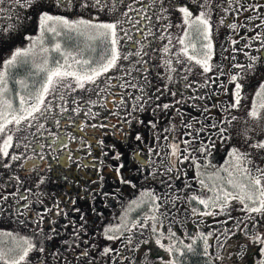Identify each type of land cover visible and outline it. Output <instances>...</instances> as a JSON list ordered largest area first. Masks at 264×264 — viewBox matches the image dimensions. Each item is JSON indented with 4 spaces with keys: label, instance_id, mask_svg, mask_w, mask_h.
<instances>
[{
    "label": "snow or ice",
    "instance_id": "snow-or-ice-1",
    "mask_svg": "<svg viewBox=\"0 0 264 264\" xmlns=\"http://www.w3.org/2000/svg\"><path fill=\"white\" fill-rule=\"evenodd\" d=\"M10 3L12 9H26L31 12L29 19L34 25V34L27 28H23V25H13L9 16V24L3 29L4 35L0 36V166L4 168H8L21 156L29 162L31 167H35V160L31 156H24L22 152L13 150L14 147L15 149L31 147V144L27 142L30 137L26 133L38 132L41 136L47 135L51 137V143H48L47 147L52 148L53 145H57L59 148L67 149L66 139L56 133L46 132L45 124L54 121L56 127L60 126L57 117L60 113L67 114L69 100L76 105L78 99H83L82 95L76 94L77 90L90 93L94 85H99L101 77L104 78L106 86H111L110 70L115 71L122 67L119 61L128 60L131 54L122 52L123 37L134 39L132 46L136 48L135 55L141 63L143 60L140 58L150 45L148 37L161 41L167 38V42L159 47V52L161 53V64L169 80L172 79L173 73L177 75L190 73L191 68L188 67V62L199 65L204 72L210 69L209 61L213 56L210 21L213 8L219 6L215 5L213 0H148L147 4L139 5L138 0H10ZM230 6L231 4L229 8L224 9L225 13L230 10ZM237 6H240L238 2ZM261 7L264 5H248V9L253 12ZM0 11L8 12L10 9H0ZM81 12L90 14L85 16L81 15ZM133 12L138 17L135 22H132L130 15ZM102 13H107L108 18L100 19ZM170 16L177 18L175 27L178 30L182 28L181 34L176 38L178 45L176 48H173L171 43L172 34L169 29L172 27V21ZM252 19V16L248 17V20ZM224 23L223 19L219 20V24ZM125 24L128 25L127 28L124 27ZM157 25L158 28L154 33L153 29ZM260 25L264 26V19H260ZM227 27L236 29L238 26L233 22ZM131 31L136 33L135 38L131 35ZM17 36L22 39L17 41ZM248 39L250 42L252 40L264 41V34L257 32ZM231 43L234 44L235 41ZM248 46L245 45V47ZM259 47L264 49V43H261ZM232 51L235 52L236 49L233 48ZM249 59L252 63L247 65V69L250 75H254L255 66L260 61H264V56H251ZM180 65L183 66L177 67ZM234 67L243 68L244 66L237 64ZM184 78L187 79V76L185 75ZM229 81L234 84L231 90V100L222 110L221 118L211 125L216 139L222 145L229 143L231 139L230 135H225L228 132V127L225 125L230 126L232 121L236 120L235 116L229 115L228 109L239 108L241 101L246 99L244 88L251 87L253 83L255 91L251 95L245 119L258 122L264 118V77L259 78L258 81L244 83L241 73L236 72L229 77ZM184 87H188V84L185 83ZM106 90L107 87L100 86V91ZM100 91L96 92L99 100L88 99L85 103L91 106L102 101L104 97L100 95ZM225 91H227L226 88ZM70 92L76 95L69 97ZM163 107L167 108L168 105L165 104ZM70 111L80 112L79 105L71 108ZM88 112L93 116L96 115L91 107L88 108ZM68 122H72L71 117L68 118ZM80 127H84L83 123ZM185 127L190 128L192 125L189 123ZM201 130L204 129H197V133ZM186 135L192 136L191 133H186ZM69 137L75 139L71 133ZM136 139H140L139 133H136ZM245 139L247 141L249 137L246 135ZM100 143L103 142L100 141ZM183 144L185 153L183 156L180 155L175 142L169 145L168 171L171 172L175 168L177 159L181 163L191 159V166L195 169L193 179L199 185V190L207 193V195L197 193L188 195L186 199L190 206L192 201L203 206V211L197 207H190L191 214L200 217L224 215V220L215 222L226 225L228 220L233 219L229 214L230 203H238L239 211L243 215L235 219L234 230L225 227L221 235L214 229L205 233L197 226L193 234L182 224L184 232L182 237L170 224L165 232L161 229L164 214L159 212L162 206L159 202L160 195L152 189L145 188L141 190L139 196L129 201V207L121 213L120 223L105 227L106 238L117 239L115 234L107 236L110 230L120 235L127 232L129 239L126 243L130 245L136 229L150 228L151 237L137 243L133 251L139 249L141 244L147 245L154 241V244L163 249L168 257L164 259L163 256L157 255L156 260L159 264H192L193 256L201 257L202 264H217L222 260V254L220 252L213 254L210 251L209 238L215 233L217 241H224L219 244V247L223 249L228 238L233 237L238 231L244 235L249 244L258 246L254 248V253L258 258L252 260L251 264H264V164H260L251 151L253 148L264 150V139L253 141L248 151H243L235 145L227 147L223 163L219 164L213 163L212 160L215 142L211 137L201 140L198 149L203 156V163H200L188 147V140H184ZM44 146L42 143L37 144V147L41 149ZM148 151L151 153L152 149L149 148ZM38 159L43 160L44 157L40 156ZM54 159L58 158L54 157ZM182 171L183 169H177L178 173ZM17 181L19 182L18 177ZM43 181L44 177L41 176L37 184ZM188 186L186 183L185 187ZM178 191L183 190L178 189ZM163 195L167 196V193ZM21 199L25 197L22 196ZM172 199L174 201L177 197L173 195ZM132 205L146 206L147 212L132 219L128 216ZM22 207L27 209L28 204L25 203ZM42 211L48 213L49 209L45 207ZM43 220V215L36 213L32 224L43 223ZM241 223L244 224L243 228L240 227ZM36 232L42 234L43 230L37 227ZM0 237H3L0 239V264H29L31 252L39 251L41 254L44 252L43 240L37 248L32 237L11 231L0 232ZM47 239H51V234ZM165 239L167 242H163ZM110 251L112 249L105 246L102 254ZM232 256L233 253H229V257ZM236 256L240 257L241 253H236ZM120 258L124 259L123 256ZM129 264H134V262L130 261Z\"/></svg>",
    "mask_w": 264,
    "mask_h": 264
},
{
    "label": "flooded vegetation",
    "instance_id": "flooded-vegetation-1",
    "mask_svg": "<svg viewBox=\"0 0 264 264\" xmlns=\"http://www.w3.org/2000/svg\"><path fill=\"white\" fill-rule=\"evenodd\" d=\"M147 3L148 0H138V5ZM213 3L219 6L214 7L212 11L211 34L219 29L225 35L231 31L227 25L232 23L234 16L233 0H213ZM230 4V10L225 13L224 9L229 8ZM80 14L88 16L90 13ZM130 15L132 22H135L138 18L136 13L133 12ZM30 17L23 16V22L19 25L28 28L32 24L27 22ZM99 18L107 19V13H103V16ZM170 19L172 21V27L169 29L172 34L171 43L172 47L176 48L178 47L176 38L181 34L182 28L178 30L175 27L177 23L175 16H170ZM220 19L225 21L223 25L219 24ZM124 27L127 28L128 25L125 24ZM30 28L33 29L34 25L32 24ZM157 28L158 25L154 27V33ZM131 35L136 37L134 31H131ZM148 40L150 45L140 58L143 60L141 63L138 62L135 55L136 48L132 46L134 39L123 37L122 52L131 54L128 60L119 62L122 67L115 71L110 70L111 86H106L104 78L101 77L99 85H94L93 91L90 93L77 90L76 94L82 95L83 99H78L76 105L69 100L67 114L60 113L57 117L60 126L56 127L54 121L45 124L46 132L56 133L66 139V150L57 145H53L52 148L47 147V144L51 143V137L47 135L41 136L38 132L26 133L30 137L27 142L31 144V147L29 149H15L14 147L13 150L22 152L24 156H31L35 160V167H31L29 162L23 159V156L19 160L13 161L8 168L0 166V197H3L0 199V232L11 231L22 236L32 237L37 247L43 240V254L39 251L31 252L29 264H82V257L87 252L78 247L83 243L80 240L87 241L88 233L93 240L97 239L99 235L106 234L99 233L97 236L96 232H103L106 226L120 223L121 213L129 207V201L139 196V191L144 188V185H137V180H141L142 183L156 180L160 184H164L166 180H171L177 184H196L193 179L195 169L191 166V159L183 163L177 159L175 168L169 172V175L153 174L151 176L148 174L149 172L153 173V165L169 167V145L171 143L175 142L180 155H185L183 141L189 135H186L188 132L184 127L180 126L176 129L178 134L169 132L166 125L160 127L159 133L154 134L156 137L150 136V133L158 129L152 128V125L158 122L154 117L158 110H166L163 106L174 101L173 98L176 95L173 92L184 91L189 97H192L197 90L196 86L199 80V65L194 62H188V67L191 68L190 73L179 75L173 73L172 79L169 80L165 68L161 64V53L159 52V47L167 42V38L161 41L148 37ZM260 50L262 49H259V53ZM185 75L187 79L184 78ZM185 83L188 84V87H184ZM100 86L107 87V90L100 91ZM97 91H100V95L104 99L96 105H87L85 102L88 99L99 100L96 95ZM76 94L68 93L69 97ZM77 105L80 107V112L72 113L71 108ZM89 107L92 112L96 113L95 116L88 112ZM56 111L58 112V110ZM69 117H71V123L68 122ZM81 123L84 125L83 128L80 127ZM209 130L211 129L209 128ZM190 132L192 136L189 137H194L197 129ZM69 133L75 139L70 138ZM136 133L140 134L139 140L136 139ZM157 135H160L161 138L158 139ZM165 137H169V139H165ZM100 141L103 143L101 144ZM191 142H195V139H192ZM38 143L45 145L43 149L37 147ZM199 146L200 143L196 144L194 151L197 152L195 155L200 161ZM149 148L152 149L151 153L148 151ZM226 148L227 146H225ZM40 156H43L44 159L39 160ZM216 156H212V160L213 163L218 164L220 161ZM54 157L58 159H54ZM177 169H183V171L178 173ZM146 175L149 176L146 177ZM41 176L44 177V181L37 184ZM164 193H167V190L162 185L159 193V202L162 206L159 212L164 214L161 229L166 232V214L172 215L175 210H171V214L168 213L172 206L169 198L163 195ZM22 196L25 199H21ZM186 198L182 197L181 202L174 207L186 204L187 208H181L189 211ZM25 203L28 204L27 209L22 207ZM193 205L197 206L195 201H193ZM45 207L49 209L48 213L42 211ZM146 212V206L132 205L128 216L135 219ZM36 213L43 215L44 220L43 223L33 225L32 219ZM194 217V219L202 218L208 222L211 220V217L205 219L196 215ZM194 219L183 221L193 234H195L193 227L196 226ZM171 226L178 235L184 236L182 228L179 229L175 224ZM37 227L43 230L42 234L36 232ZM141 231H143V235H141ZM203 232L206 233L207 230H203ZM111 233L117 235V239L114 240L125 247V256L120 255V257H124L123 260L131 257L134 259L137 249L135 251L133 249L136 244L144 239H149L152 235L150 228L136 229L129 245L126 243L129 239L127 232L120 235L112 231L107 235ZM49 234H51V239H47ZM163 242H167L166 239ZM141 246L144 247L145 254L140 259L145 260L146 257L156 260L157 255L163 256L164 259L168 258L163 249L154 244V241L147 245L141 244ZM146 249L148 253L145 251ZM119 260L123 261L121 258Z\"/></svg>",
    "mask_w": 264,
    "mask_h": 264
},
{
    "label": "rangeland",
    "instance_id": "rangeland-1",
    "mask_svg": "<svg viewBox=\"0 0 264 264\" xmlns=\"http://www.w3.org/2000/svg\"><path fill=\"white\" fill-rule=\"evenodd\" d=\"M237 2L239 3V7L237 6ZM249 4H261L264 5V0H233V19L232 23L235 22L237 24L236 29H231V31L224 35V32L219 29L215 30L213 34H211L213 41V56L209 61L210 69L208 72H204L203 69L198 66L199 71V80L196 86V91L192 97H189L184 91L181 93H175L176 96L173 98L174 101L172 103H168V107L166 110L160 109L155 115V119L158 121L156 124L152 125V128H158L154 132L150 133V136L156 137V135L160 131V127L166 125V129L169 132H177V128L184 127V129L191 133L190 131L193 129H204L195 133L194 136H198L199 138L195 139V142H191L192 137L186 136V140H190L188 147H191V150L194 154V147L196 144L199 145L201 140H207L209 137L215 142V147L212 150L214 153L213 156L217 155L219 163H223V157L226 155L225 146H238L243 151L249 150V145L256 140L264 139V118L260 121H250L246 120V109L250 106L251 95L255 91V84L251 87L244 88V95L246 99H243L240 103L238 109H228V113L230 116H235L236 120L232 121L231 125H225L228 127V132L225 135H230V142L221 144V142L216 139V134L211 125L215 120H218L223 115V109L226 108L227 102L231 100V90L234 86L232 82L229 81V77L236 73L240 72L241 77L244 78V83H249L252 81H258L259 78L264 77V61H260L255 66V74L250 75L247 69V65L252 63L249 59L251 56L260 55L259 49L260 44L264 43L262 40H252L249 41L248 38L255 35V33L260 32L264 34V26L260 25V19H264V7L257 9L256 12L248 9ZM0 9H10L8 12L0 11V36H2L3 29L6 28L9 24L8 17L11 18V23L13 25L22 24L23 16H31V12L26 9H12L10 0H0ZM83 13V12H81ZM103 16V13L100 15ZM252 16V20H248V17ZM102 19V18H100ZM30 22V19L27 20ZM32 24H30L31 26ZM27 28L30 32H33V29ZM15 35V31L13 32ZM34 34V32H33ZM17 41L21 40L22 37L17 36ZM231 41H235V43H231ZM245 45H249L245 47ZM235 48L236 51L233 52L232 49ZM244 53H248V55H244ZM121 61V60H120ZM119 61V62H120ZM243 65V68H236L234 65ZM222 73V74H221ZM220 86V87H218ZM225 88L227 91H225ZM188 91V89H186ZM170 102V101H169ZM155 121V120H154ZM191 123L192 127L188 128L185 125ZM209 128L211 130H209ZM209 130V131H208ZM210 132V133H208ZM154 135V136H153ZM249 137V139H245V136ZM161 138L160 135H157ZM194 145V146H193ZM253 156L258 160L260 164H264V150L251 149ZM200 156V161L203 163V156L198 151ZM221 154V155H219ZM154 163L153 161H151ZM218 163V164H219ZM153 174L156 175H169L168 168L165 165L156 166L153 165ZM149 175H146V177ZM186 184V183H185ZM185 184H177L173 183L171 180H166L164 184H160L159 182L148 180V182H143L141 180H137V185H144V188L154 190L158 195L160 193V188L163 187L167 190V197L169 198V202L171 204V208L168 210L170 213L173 211L172 215H167V220L165 224L167 227L171 224H175L182 228V224L186 226L183 221H187L189 219H194V215L191 214L190 207H194L193 201L191 202V206L186 199V202L189 204V211H186L182 208H187L186 204L183 206H176L181 202L182 197H188L190 193H197L200 195H207L206 191L199 190L198 184L187 183L189 186L185 187ZM183 191H178L181 189ZM195 188H198L197 190ZM141 190L138 194H140ZM175 195L177 197L176 200L173 201L172 196ZM197 204V203H196ZM182 207V208H181ZM200 211H203V206H196ZM240 205L238 203H230L229 214L233 217L232 220H228L227 224L216 223L215 221H222L225 219L224 215H207L203 218L211 217L209 222L207 220H203L202 218L194 219V223L196 226L193 227L195 230L197 226L201 231L210 229H214L219 232L221 235L224 233V228L227 227L229 230L233 229L234 221L237 217L242 216V212L239 211ZM218 211V210H214ZM171 214V213H170ZM199 217V215H196ZM179 221V222H174ZM240 227L243 228L244 224L241 223ZM183 229V228H182ZM112 232V231H109ZM108 232V233H109ZM99 233L104 234L103 232H96L95 234L98 236ZM114 235L111 233L107 236ZM87 241H82L83 243L78 246L84 249L87 253L82 257V264H129L130 261H133L134 264H159L157 260H152L151 258H146L145 260L140 259L144 253V247L140 246L139 249L136 250L135 258H128L123 261L119 260L120 255H124L125 247L117 243L113 239L106 238V235H99L97 239H92L90 233L87 234ZM211 241L210 251L215 254L216 252H220L222 254V260L218 261V264H251V261L258 258L254 253V248H258V246H254L248 243L244 235L240 232H235V235L231 238H228L223 249L219 247L220 243H224L223 240L217 241L214 236L209 238ZM107 246L112 249L110 254H102L103 248ZM38 246L37 248H39ZM36 252V251H34ZM119 253V255L117 254ZM148 253V251H147ZM229 253H233V256L230 258ZM236 253H241L240 257L236 256ZM246 253V254H245Z\"/></svg>",
    "mask_w": 264,
    "mask_h": 264
},
{
    "label": "trees",
    "instance_id": "trees-1",
    "mask_svg": "<svg viewBox=\"0 0 264 264\" xmlns=\"http://www.w3.org/2000/svg\"><path fill=\"white\" fill-rule=\"evenodd\" d=\"M192 264H202V258L198 257V256H193L192 257Z\"/></svg>",
    "mask_w": 264,
    "mask_h": 264
},
{
    "label": "water",
    "instance_id": "water-1",
    "mask_svg": "<svg viewBox=\"0 0 264 264\" xmlns=\"http://www.w3.org/2000/svg\"><path fill=\"white\" fill-rule=\"evenodd\" d=\"M260 55H261V56H264V49H262V50L260 51ZM175 164H176V162H175Z\"/></svg>",
    "mask_w": 264,
    "mask_h": 264
}]
</instances>
